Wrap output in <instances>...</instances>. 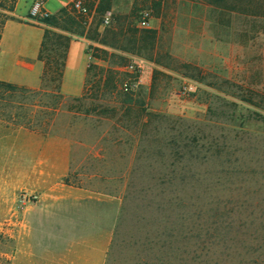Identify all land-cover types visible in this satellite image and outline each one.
<instances>
[{"label": "rangeland", "instance_id": "rangeland-1", "mask_svg": "<svg viewBox=\"0 0 264 264\" xmlns=\"http://www.w3.org/2000/svg\"><path fill=\"white\" fill-rule=\"evenodd\" d=\"M0 2L7 9L0 7L1 22L16 0ZM211 2L110 0L98 13V0L85 1L84 31H121L110 41L129 51L91 41L88 54L99 63L91 62L86 97H64L49 125L35 131L0 126V264H21L16 236L26 229V206L76 195L86 207V233L109 238L104 264H181L165 245L182 248L191 237L179 210H223L222 219L201 220L233 227L236 240L252 235V244L261 242L264 0L244 1L245 11L231 15ZM226 22L230 29L222 27ZM133 29L153 30V48L150 37L129 42ZM136 60L138 83L125 91L123 84L135 79L125 68ZM149 63L171 73H153L144 84L139 78ZM188 84L192 90L183 94ZM69 229L61 225L55 233ZM192 256L186 264L203 260Z\"/></svg>", "mask_w": 264, "mask_h": 264}, {"label": "crops", "instance_id": "crops-1", "mask_svg": "<svg viewBox=\"0 0 264 264\" xmlns=\"http://www.w3.org/2000/svg\"><path fill=\"white\" fill-rule=\"evenodd\" d=\"M82 1L85 4L87 0ZM26 2L31 3V0H16L1 27L0 81L36 89L43 71L38 53L44 26L25 17L26 10L21 7ZM71 2L44 0L43 7L49 15H55ZM90 44L92 42L85 37L76 36L68 44L59 88L64 97L78 98L85 92L88 65L92 61L99 63L85 53ZM149 65L150 68L142 67L139 78L144 84L151 82L153 73H171L160 64ZM79 199L76 195L62 203H39L24 208L25 212L40 213H22L21 223L26 229L16 236V243L20 244L16 245V253H20L21 264H104L109 238L86 233V207ZM61 225L70 227L69 234L55 233L56 227Z\"/></svg>", "mask_w": 264, "mask_h": 264}, {"label": "trees", "instance_id": "trees-1", "mask_svg": "<svg viewBox=\"0 0 264 264\" xmlns=\"http://www.w3.org/2000/svg\"><path fill=\"white\" fill-rule=\"evenodd\" d=\"M157 1L159 2L160 0ZM244 1L248 2L249 0H230L227 4H223L222 0H212L211 3L216 11L231 15L245 11L240 6ZM68 6L70 8H61L57 14L49 15L47 18L40 20V23L44 26V31L38 53V59L43 63L39 87L31 89L0 81V126H19L35 131V126L49 125L52 116L58 111L60 100L64 98L59 91L61 74L64 68L66 50L73 36L85 37L100 45L124 51L110 41L119 38L122 35L121 31L116 32V29L113 30L111 28L98 32L95 27L85 32L84 20H81L79 14L72 9L71 3ZM0 7L7 10L1 2ZM109 8L110 0H98L96 10L98 13H103ZM8 10L11 11L9 8ZM262 13L264 16V8ZM6 19L8 17H4L0 22V31ZM221 25L225 29H230V23L228 22ZM154 35L155 32L153 30L133 29L131 34H127V39L134 44L143 42L145 38L150 37L152 41L150 46L153 48ZM87 47L85 48V53H88ZM93 67H96L95 64L90 62L87 72L89 73ZM87 83L88 78H86V86ZM86 93L87 89H85L81 97L72 99L81 100L86 97ZM43 99H46V101ZM37 107H40V109H37ZM36 112H40V114H44L48 118L43 119V116V120L40 121L37 116L35 117ZM38 130L44 133L47 131L45 127H41ZM186 211L188 210L177 211L176 217L182 221L181 228H185L187 231L185 233L190 234L191 237L185 236L183 238L184 246H181L182 248L174 247L170 241L165 244L170 253L175 251L180 254L182 258L180 259L182 260V263L180 261L181 264H186L185 260L191 253L193 259H203L200 264H264V227L259 228V233H262L261 242L257 240V242L252 244V241L255 240L252 235L246 236L245 240H236L233 236H229L233 227L221 223L207 224V222L201 220L207 215L211 219H222L227 215L223 210L197 211V213L193 212L191 214ZM185 223H191L192 226H183ZM251 230L255 231L256 228ZM192 242L194 244H191ZM193 259L190 260L193 261Z\"/></svg>", "mask_w": 264, "mask_h": 264}, {"label": "built area", "instance_id": "built-area-1", "mask_svg": "<svg viewBox=\"0 0 264 264\" xmlns=\"http://www.w3.org/2000/svg\"><path fill=\"white\" fill-rule=\"evenodd\" d=\"M44 0H31L29 10H28V20L32 23L40 24V20L47 18L49 16V13L45 10L43 7ZM72 9L80 14V15H86L88 12L87 6L83 3L82 0H72L71 2ZM108 22V16L104 17V23ZM142 24H145V22H142ZM126 71L133 75L135 79H133V82L130 84L124 83L123 89L126 91L130 89L133 86H136L138 81L136 78H138L140 71H141V61L136 60L133 62H130L126 66ZM192 90V85H185L182 87V93L188 94Z\"/></svg>", "mask_w": 264, "mask_h": 264}]
</instances>
